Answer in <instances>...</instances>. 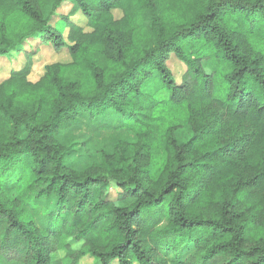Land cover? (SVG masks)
<instances>
[{"label": "trees", "instance_id": "trees-1", "mask_svg": "<svg viewBox=\"0 0 264 264\" xmlns=\"http://www.w3.org/2000/svg\"><path fill=\"white\" fill-rule=\"evenodd\" d=\"M30 41L68 60L0 78V264H264V0H0ZM84 115L132 137L76 170Z\"/></svg>", "mask_w": 264, "mask_h": 264}, {"label": "rangeland", "instance_id": "rangeland-1", "mask_svg": "<svg viewBox=\"0 0 264 264\" xmlns=\"http://www.w3.org/2000/svg\"><path fill=\"white\" fill-rule=\"evenodd\" d=\"M63 11L65 13L67 11L66 8ZM115 15L117 16L116 12ZM72 19L79 24L83 25L84 23V18L78 14ZM53 21L55 22V20ZM24 49L25 51L19 52L18 55L13 53L10 57L0 58V78L6 76L7 72L13 67L22 66L26 55L33 52L34 49H37V52L30 59L32 64L30 78L33 81L40 77L46 64L68 60L64 53H55L49 46L42 43L37 44L30 41L26 43ZM166 66L172 71L177 80L184 73V66L174 56H170ZM154 84L157 85L156 79L150 81L145 89L157 88ZM176 136L179 141H185L189 136V128L184 127L176 133ZM131 137L132 133L128 129L121 127L120 121L115 115H108L105 119H97L94 122L85 115L81 116L73 123L70 130L61 132L56 136L63 146L72 150L64 161L68 167L76 170H83L91 164L99 162L100 151L112 152L113 147L119 141H124ZM42 203L44 204L45 201H42ZM47 203L49 207H52L54 199H50ZM190 251H192V248ZM79 264H98V262L87 254L79 259Z\"/></svg>", "mask_w": 264, "mask_h": 264}]
</instances>
